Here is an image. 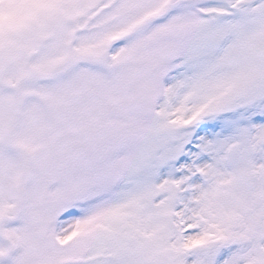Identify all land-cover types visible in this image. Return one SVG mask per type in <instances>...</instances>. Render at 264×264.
Masks as SVG:
<instances>
[{"label":"snow or ice","instance_id":"6c2138e0","mask_svg":"<svg viewBox=\"0 0 264 264\" xmlns=\"http://www.w3.org/2000/svg\"><path fill=\"white\" fill-rule=\"evenodd\" d=\"M0 264H264V0H0Z\"/></svg>","mask_w":264,"mask_h":264}]
</instances>
